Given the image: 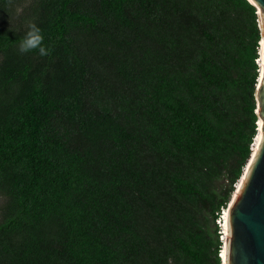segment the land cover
Instances as JSON below:
<instances>
[{
	"label": "trees",
	"instance_id": "16d2710c",
	"mask_svg": "<svg viewBox=\"0 0 264 264\" xmlns=\"http://www.w3.org/2000/svg\"><path fill=\"white\" fill-rule=\"evenodd\" d=\"M261 39L248 0H0V264H223Z\"/></svg>",
	"mask_w": 264,
	"mask_h": 264
},
{
	"label": "water",
	"instance_id": "95a60500",
	"mask_svg": "<svg viewBox=\"0 0 264 264\" xmlns=\"http://www.w3.org/2000/svg\"><path fill=\"white\" fill-rule=\"evenodd\" d=\"M248 1L257 8L264 31V0ZM255 98L256 114L263 120L262 139L245 180L227 208L226 264H264V69Z\"/></svg>",
	"mask_w": 264,
	"mask_h": 264
},
{
	"label": "bare ground",
	"instance_id": "6f19581e",
	"mask_svg": "<svg viewBox=\"0 0 264 264\" xmlns=\"http://www.w3.org/2000/svg\"><path fill=\"white\" fill-rule=\"evenodd\" d=\"M261 31H262L261 48H260V57L261 58L259 59V63H260V66H261V70H260L259 81H260V78L262 76L263 69H264V36H263L264 35V31H263L262 24H261ZM262 125H263V120L261 118H259V120H258V126H259V128H258V133H257V136L255 138L254 144L252 145L251 160H250V162L248 161V164H247V166H246V168L244 170V174H243L242 178L240 179L239 183L237 184V189H236V191H235V193H234V195L232 197L233 198L232 200L235 199V196H236V193L238 192V189H240L243 181L245 180V177H246V174H247L249 165H250L251 161L254 159V157H255V155L257 153V149H258L259 144H260L261 139H262V129H261L262 128ZM227 215H228V213H227V210L225 209L224 216H223L224 217V221H222V226H223V233L222 234L224 235L223 236L224 242L226 240L225 235L227 233V222H226ZM221 257L223 259L222 263L223 264H226V247L225 246L223 247V250L221 252Z\"/></svg>",
	"mask_w": 264,
	"mask_h": 264
},
{
	"label": "clouds",
	"instance_id": "9594fccd",
	"mask_svg": "<svg viewBox=\"0 0 264 264\" xmlns=\"http://www.w3.org/2000/svg\"><path fill=\"white\" fill-rule=\"evenodd\" d=\"M43 41L41 29L35 24H30L28 30L17 41V50L21 54L36 50L39 55L46 56L51 52V48L47 47Z\"/></svg>",
	"mask_w": 264,
	"mask_h": 264
},
{
	"label": "rangeland",
	"instance_id": "374dc122",
	"mask_svg": "<svg viewBox=\"0 0 264 264\" xmlns=\"http://www.w3.org/2000/svg\"><path fill=\"white\" fill-rule=\"evenodd\" d=\"M261 58V57H260ZM258 63H259V59H258ZM259 65H260V63H259ZM0 205H1V199H0ZM223 216H224V212H222V215H221V219L219 220V221H217V224H218V226L221 228L222 227V221H223ZM219 222H221L220 224H219ZM222 229V228H221ZM224 236V235H223ZM220 239L222 240V238L220 237Z\"/></svg>",
	"mask_w": 264,
	"mask_h": 264
},
{
	"label": "built area",
	"instance_id": "2783aa9c",
	"mask_svg": "<svg viewBox=\"0 0 264 264\" xmlns=\"http://www.w3.org/2000/svg\"><path fill=\"white\" fill-rule=\"evenodd\" d=\"M224 212V211H223ZM223 221H224V217H223ZM221 222H219V224H220ZM222 228V233H223V226L221 227ZM222 236H221V238H222V240H223V234H221ZM223 242H224V240H223ZM221 256V255H220Z\"/></svg>",
	"mask_w": 264,
	"mask_h": 264
},
{
	"label": "snow or ice",
	"instance_id": "6c2138e0",
	"mask_svg": "<svg viewBox=\"0 0 264 264\" xmlns=\"http://www.w3.org/2000/svg\"><path fill=\"white\" fill-rule=\"evenodd\" d=\"M262 114H264V112H262Z\"/></svg>",
	"mask_w": 264,
	"mask_h": 264
}]
</instances>
